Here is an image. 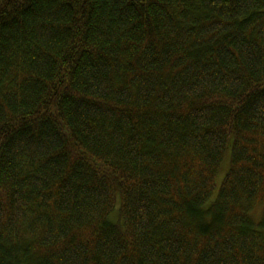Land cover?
<instances>
[{
	"label": "trees",
	"instance_id": "1",
	"mask_svg": "<svg viewBox=\"0 0 264 264\" xmlns=\"http://www.w3.org/2000/svg\"><path fill=\"white\" fill-rule=\"evenodd\" d=\"M0 264H264V0H0Z\"/></svg>",
	"mask_w": 264,
	"mask_h": 264
},
{
	"label": "rangeland",
	"instance_id": "2",
	"mask_svg": "<svg viewBox=\"0 0 264 264\" xmlns=\"http://www.w3.org/2000/svg\"><path fill=\"white\" fill-rule=\"evenodd\" d=\"M226 165H227V163L224 165V167H226ZM221 176H222V173L219 175V177H218V179H217V187L213 190V194H212V196H211V199L214 197V195H215V193H216V191H217L218 184H219V181H220V179H221ZM115 215H116V213L113 214L111 217L114 218ZM253 215H254L256 218H258V216H259V209L255 208L254 211H253Z\"/></svg>",
	"mask_w": 264,
	"mask_h": 264
}]
</instances>
